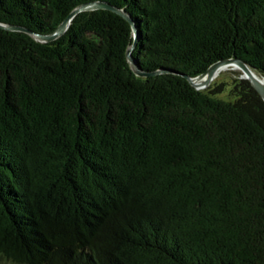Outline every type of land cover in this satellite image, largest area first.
Here are the masks:
<instances>
[{"label":"trees","instance_id":"obj_1","mask_svg":"<svg viewBox=\"0 0 264 264\" xmlns=\"http://www.w3.org/2000/svg\"><path fill=\"white\" fill-rule=\"evenodd\" d=\"M91 3L132 22L35 39ZM0 24L30 32L0 27V259L264 264V100L189 82L229 59L264 77V0H0Z\"/></svg>","mask_w":264,"mask_h":264},{"label":"water","instance_id":"obj_2","mask_svg":"<svg viewBox=\"0 0 264 264\" xmlns=\"http://www.w3.org/2000/svg\"><path fill=\"white\" fill-rule=\"evenodd\" d=\"M98 10H107L114 12L116 14L122 15L125 19H127L129 22H132L131 19L125 15L124 13L120 12L117 9H114L111 6H108L103 3H91L87 5H83L82 7L78 8L75 10L59 27V29L52 35L49 36H41V35H35V39L40 42V43H50L58 40L62 36H64L67 31L69 30L72 22L74 19L81 13L83 12H94ZM0 27L9 31H17V32H24L30 34V32L24 28H19V27H6L0 24ZM134 32V37L137 38L138 33L137 31L133 28ZM134 47L129 51L128 53V58L129 62L132 65V68L134 72L136 73L137 76L139 77H145V75L140 72L133 64V58H132V53H133ZM223 69L227 70H236L241 73V76L239 77L242 80H247L251 83L252 87L258 92V94L262 97L264 100V77L259 75L257 71L252 68L246 61L242 59H229L225 61H221L217 64H214L204 75L190 79L189 82L190 84L196 88L197 90H204L207 89L212 85V83L217 79L219 76V72ZM170 74H178L173 71H168Z\"/></svg>","mask_w":264,"mask_h":264},{"label":"rangeland","instance_id":"obj_3","mask_svg":"<svg viewBox=\"0 0 264 264\" xmlns=\"http://www.w3.org/2000/svg\"><path fill=\"white\" fill-rule=\"evenodd\" d=\"M240 76H241V73L239 71L231 70L230 69V70L224 71L221 74H219V76L217 77L216 80L227 81V80H229L230 77L232 78V77H240ZM0 264H11V263L6 262L5 260L0 259Z\"/></svg>","mask_w":264,"mask_h":264},{"label":"bare ground","instance_id":"obj_4","mask_svg":"<svg viewBox=\"0 0 264 264\" xmlns=\"http://www.w3.org/2000/svg\"><path fill=\"white\" fill-rule=\"evenodd\" d=\"M224 71H226V69L221 70V71L219 72V74H221V73L224 72ZM228 72H229V71H228Z\"/></svg>","mask_w":264,"mask_h":264}]
</instances>
